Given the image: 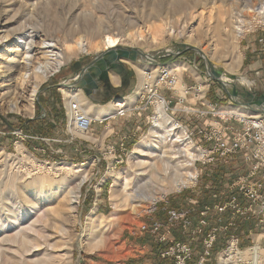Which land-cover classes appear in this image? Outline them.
Returning a JSON list of instances; mask_svg holds the SVG:
<instances>
[{"label": "rangeland", "instance_id": "rangeland-1", "mask_svg": "<svg viewBox=\"0 0 264 264\" xmlns=\"http://www.w3.org/2000/svg\"><path fill=\"white\" fill-rule=\"evenodd\" d=\"M28 1L34 2L35 0H15V2L14 0H0V38L7 36V34L11 37L0 46V63L9 60L8 47L14 45V37L18 36V30H20L22 24L28 18L25 15L27 13L26 8H20L21 4L25 6ZM48 1L51 6H45L40 11L35 18V25H43L49 28L50 31L55 33L59 42L63 44L66 43V41L70 43L72 39H77V36L92 39V41L96 43V41H100L99 34L106 29H110L114 34H120L126 29L131 28L135 31L141 28L144 36H150L160 26L166 29L165 22H160L154 18L158 12L163 14V18L170 17L176 19L180 24L183 23L184 20H187L190 26L188 29L189 35H197V29L201 28L203 35L201 39H199V37L190 39L188 37H177L173 35H169L166 39H163L166 35L164 34L161 38L163 39V43L161 44L154 45L148 43L134 47L142 52L146 58L141 56L135 59L122 57L116 62L119 67L126 65L131 68V73L136 83H138L137 68L142 66L149 67L152 63H158L164 70L169 65L184 63L187 68H190V70L200 75V82L193 83L190 74L184 71L183 83L181 85L184 86L185 91L186 88L187 90H191L189 91L191 93L187 95L184 102H181L179 93H174L176 92L174 89L164 88L158 93L162 98H165L167 102H170L168 105L166 104L167 113L175 119L180 126L187 129V133L193 140L197 149L210 150L211 145L205 143L203 140L201 141L197 134V129H194L195 125L200 124L201 119L185 114L181 111L183 107H191V103H193L197 104L196 106H198V108L195 106L192 107L196 109L203 108L205 106L201 104L206 102L211 103V99L213 95H215L216 99L218 98L216 101L217 104H210V106H215L217 111L223 110V108L226 107L228 109L238 107L240 108V112L245 115H264V113L259 112V110H257L258 112L245 110L248 108L246 104H249L247 99L251 95L256 96L254 101L250 102L253 104L264 98V56L260 57L257 55L260 51L264 53V27L259 26L247 32L241 40L239 49L241 54H243V60L241 66L232 72L226 67L230 59L224 57L223 52L226 51L224 43L218 42L217 40L219 36L226 37L232 31L233 25H231V21L236 22V17L242 15L240 13L243 8L241 3L244 0L239 1V6H232V3L236 0ZM212 1H215V4L211 3ZM260 1L264 0H253L255 4L260 3ZM201 2H203V4L205 2L208 4L201 7L198 5ZM178 7H181L182 10L176 11ZM235 8H239V12H237ZM12 10L17 14L15 18V22L18 21L17 23L11 20ZM250 13L254 14L253 12ZM12 32L13 34L17 33L13 35ZM39 41L40 40H38V42ZM119 47L124 48L130 46L121 44L115 48L118 49ZM200 49L203 50L206 55ZM105 51L79 54L64 64L58 72L44 80L40 85L33 104V112L31 113L26 111L28 104L25 100L30 97L31 91H29L30 93H23L24 99L21 98L22 95L19 92L2 95L7 91V88H5L4 91L0 90V124H5L4 121H2V119H4L10 126L15 128L9 129L8 131L0 129V156L1 153H4L7 156V160H9L8 164L0 166V217L1 209H5L8 219L13 220V214L16 215V212L20 210L26 212V209L32 204L42 201L44 205H48L50 212H52L44 219L43 224L47 226L48 236L50 235L47 239V244L54 246V249L50 250L48 249L50 247L47 248L45 245L39 248V251H41L39 259H48V264H132V260L141 259L137 257L139 255L145 257L144 259L148 261V256H146L148 253L147 250L140 252L141 250L136 248L138 247L141 249L138 244L139 239L143 237L146 232H150L153 235L160 234L159 240L164 235L167 238V223L171 210L177 211L180 214L188 212L187 217L190 218L192 224L185 232L181 226V229L177 228L182 224V222H180L181 220L177 221L176 225L171 228L168 239L177 240L181 238V235L180 237L178 236L179 234H183L185 237L189 235L190 232H194L195 236L192 235V237L190 235L191 238H193H190L192 245L203 243L204 241L201 242L198 238L201 234L198 233L200 228L195 230L197 226L192 227V225L196 220L193 214L197 212V207L200 205L199 201L202 200L204 195L203 190L215 188L208 183L207 177H211L220 172L222 168H230L229 174L226 175L225 179L231 180L233 183L239 177L246 175L248 171L246 162L241 155L219 157L215 154L210 156V158L205 155V157H199L194 163V167L198 173L196 185L188 186L180 191L170 192L163 197L157 194L159 199L153 207H149V202L143 199L141 200L142 203L138 205L139 208H136L137 211L133 210V208H135L134 205H136L135 203L128 200L127 203L124 204L116 194L119 190L118 181L121 180L130 169L129 158L136 145L150 134L154 126L153 118L156 112L155 100L150 101L148 96L143 98V92H137L140 93V102L137 104L139 107L138 110L143 111L144 115L140 119L141 129H138V131H135L133 126L129 124L131 127L128 134H131L132 139H128V141L126 137L120 138L122 131L119 132L118 130L110 137L106 138L108 136L107 126L110 125L111 121H104L102 123H94V121H92L91 125H96V130L94 132L90 130V133H88L91 127L90 125L87 130H82L85 133V135H82L77 131V128L70 123V120L67 119L66 109L64 108V102H68L72 96L77 93H82L84 96L85 92H94L103 82L102 79L104 75H95L96 67H92L93 69L91 68L93 74L89 76V79H84V75H86L85 71L81 76L79 74L82 72L83 68L91 67L96 57ZM215 53L216 56L214 57ZM208 57L212 61H208ZM146 59H149L150 64L144 61ZM98 66L99 65H97V67ZM150 68L147 70H150ZM108 71L109 75L115 72L112 70V67H110ZM217 71L224 74H233L237 79L246 78L250 81V85L241 87V85L238 86V84H236V86H234L235 91L230 92L231 90L225 83L222 84L214 79L215 72ZM9 76L2 78L0 84L9 79L11 77ZM100 79L102 80L101 83H99ZM116 79L117 77L113 75V82H115ZM81 80H83L81 86L80 84L73 88L66 86L75 82H80ZM136 83L134 82L132 88L133 93L129 96V100H131L129 105H133V100L137 97L135 95L136 92H134L137 88ZM198 86L204 88H198L201 92L204 91L201 93L200 97L198 96V92L192 90V88L197 89ZM16 87L17 84L14 85L15 89ZM52 87L56 89L57 96L62 98V104L59 103V107H55V110L52 109V113L62 110V114L60 113V116L59 114H55L53 118L49 115V109L43 100L45 96V94H43L44 91ZM94 87L97 88L92 89ZM90 88L92 90H88ZM210 94L212 95L211 97ZM183 95L186 96L184 93ZM13 101H17L18 107L20 108L19 111L10 109V105ZM72 102L73 100L71 99V103ZM118 102H123V104L126 105L123 99L117 100L116 106ZM39 105L44 108L43 110L41 109V115L37 113ZM197 111L207 110L199 109ZM133 118L135 117L133 115L129 117L128 113L125 117L117 116L116 120H123L124 125H122V128H125V125L127 126L128 123H132L131 120ZM212 119V117L207 115L202 122H209ZM23 121L26 122L25 124L28 123V129L25 130L26 128H24V130H18V125H16L17 122ZM203 125L204 124H200L199 127ZM36 128L46 130V135L43 136L36 133ZM193 130L195 134L191 136ZM15 157L20 161H15ZM212 157H215V161H210ZM4 158L5 157L2 159L0 158V161H3ZM14 163L17 165L16 168H13ZM20 164L24 166V170L27 169V172L22 173L23 176L21 179L15 177L12 183H8L6 181L7 175L13 171L15 172ZM62 165L76 167L84 166L83 168L85 169L86 175V180L80 188L77 208L71 213L69 220H66L64 215L58 214L56 208L61 204L62 206L64 205L66 207V209L64 208V213H66L67 218L69 210L66 206V199L69 197V190L76 186L80 176L75 173L63 174L60 171H56V169ZM39 166H43L46 169L40 170ZM3 167L5 169H3ZM50 167L53 169L52 171L48 169ZM144 167H142V169ZM11 170L13 171L11 172ZM135 183L136 180L133 181V184ZM232 183H230L227 188L220 189V191L214 189L213 199L228 198L231 194L229 187H231ZM187 195L191 197H188L187 200L185 199V204L181 199L186 198ZM215 195H217V197H214ZM117 202L119 203V209L116 210L114 204ZM194 202L197 203L195 204ZM115 211H117L118 215L122 218L113 221L111 216ZM203 211L204 209L199 213L201 217L200 224L203 220ZM227 212L223 216H225ZM210 214H208L207 217ZM123 215H125L124 218ZM165 215H167L166 224L157 221L159 218L162 219ZM52 219L53 221L56 219V227L53 226V224L52 227L49 225ZM156 223L164 224V226L157 233H152L153 226ZM143 226L146 227L145 230ZM203 230L204 229H202V231ZM251 232V237L247 244L240 240L238 242L237 249L240 253L237 258L238 260L240 259V261L235 259L236 264H253L251 259H243V256H245L243 252H254L256 249L264 251V224L259 223L258 226H256V230H252ZM81 236L82 240L80 241L79 239ZM91 240H100L104 243L98 248H94L91 245ZM229 244L230 243L227 242L225 248L216 256L213 261L215 264H224L223 261L226 259L225 252L228 251ZM148 248L147 246V249ZM163 250L165 249H162V251ZM194 259L197 260V257ZM194 259L193 262L195 261ZM262 262L264 264V255L262 257ZM190 264H192V262H190ZM229 264L234 263L230 261Z\"/></svg>", "mask_w": 264, "mask_h": 264}, {"label": "bare ground", "instance_id": "bare-ground-1", "mask_svg": "<svg viewBox=\"0 0 264 264\" xmlns=\"http://www.w3.org/2000/svg\"><path fill=\"white\" fill-rule=\"evenodd\" d=\"M239 1L240 0H236L233 2L232 6L238 5ZM211 3L215 4V1H212ZM207 4L208 3L206 2L204 4L201 2L198 5L203 7ZM48 5H50L48 0H35L34 2L28 1L25 6H23V4L20 5V8H26L27 13L24 14L28 18L22 24L20 30H18V36L14 37V45L8 47L9 60L0 63V80L6 76H11H9V79L0 84V90L4 91V89L7 88V91L2 95L19 92L22 95L21 98H24L23 93L31 91L30 97L26 99L24 98L28 104L26 107V111L28 113L33 112V104L41 83L54 73L58 72L64 64L71 60V58L79 54H89L91 52L111 50L123 44L124 46H130L124 48L122 47L124 51L123 53H125L127 57L134 59L138 56L144 57L142 52L134 48L135 46H141V44L148 43L154 45L161 44L163 43V39H166L169 35L188 37L190 39H194V37H199V39H201L203 37L201 28L197 29V35L188 34L190 26L187 20H184L183 23L180 24V22L176 19H172L170 17L163 18V14L158 12L154 18L160 22H165L166 29H163V27L160 26L150 36H144L141 28H138L135 31L131 28L126 29L120 34H114L110 29H106L99 34L100 38H98L100 41L97 42L95 40L96 43L92 41V39L77 36V39H72L70 43L65 40L66 43L63 44L59 42L55 33L50 31L49 28H46V26L43 25H35V18L40 11ZM241 6H243L240 11L242 15L236 17V22L231 21V25H233L232 31L228 34V36H219L217 39L218 42L224 43V47L226 49V51L223 52L224 57L230 59V62L226 65V67L231 72L241 66L243 54L240 52L239 45L246 33L258 28L259 26L264 27V1H260V3L255 4L253 0H244L241 3ZM181 10V7H178L176 11ZM236 10L239 12V8ZM11 12H13V10ZM250 12H253L254 14H251ZM16 17L17 14L13 12L11 20H14L15 22ZM16 33L13 34L12 32L13 35H16ZM164 34H166L165 37L161 39ZM9 37L10 36L8 34L7 36L1 37L0 46L3 45ZM38 40L40 41L38 42ZM114 50L116 53H119L120 51L116 48ZM201 51L205 54L203 50ZM104 53H106V51ZM215 56L216 53L214 54V57ZM207 59L208 61L211 60L209 57ZM110 60V56H106V54L99 58L98 61L91 66L93 68L96 67L95 75H104L103 79H106L109 75L108 69L112 67V62H110ZM144 61L149 63V59ZM97 65L99 66L97 67ZM91 67L85 69L86 75H84V79H89V76H92L93 68L91 69ZM148 68H150V70H147ZM137 69L139 76L138 92H161L162 89L167 88V85L172 86L177 92L185 91L184 86L181 85L183 83L184 71L187 69V66H185L184 63L169 65L165 68V70L160 67L158 63H152L149 67L142 66ZM215 77H218L223 83H225L231 90L230 92L235 91L234 86H236V84H238V86L241 85V87L250 85V81L246 78L237 79L230 73L224 74L217 71L215 72ZM15 84H17L16 89L14 88ZM79 84H83V80H81ZM200 89L204 88L200 87ZM153 99L155 100L156 110L153 118L154 126L151 129L150 134L136 145L129 158L130 169L125 173V176L118 181L119 190L116 193L117 197H119L124 204L127 203L128 200L135 203V208H133L135 211H137V207L139 208L138 205L142 203V199L149 202V207H153L159 199L157 194H159L160 197H163L170 192L180 191L183 188L194 185L198 177L194 163L199 157H205L207 153L205 150H201L199 148L197 149L193 140L188 135L187 129L180 126L179 123L167 113V106L164 99L159 94L157 95V93L153 94ZM72 100L73 102H78L82 108H84V104L86 105V101L82 93H77L72 96ZM118 104L119 105L116 106L117 108H128V111L133 110L124 105L122 102H119ZM91 108L92 107L88 108V106H86L85 110L87 113L90 112ZM10 109L15 111L20 110L17 101H13V103H11ZM223 110L225 113L228 111H234L238 114H242L240 112V108L238 107L232 109H228L226 107L223 108ZM100 116H102L101 113H98L97 117L100 118ZM70 123L77 128L79 133L85 135L84 131L77 127V124L73 121H70ZM3 157L5 158L3 161H0V166L8 164L9 160H7V156L4 153H1L0 158L2 159ZM14 160L17 162L20 161L17 157H15ZM16 167L17 165L14 163L13 168ZM23 167L24 166L20 164L17 170L14 169L15 172L11 170V172L13 171L12 173H7L8 175L6 177V181L8 183H12L15 177L21 179L23 176L22 173L27 172V169L24 170ZM39 167L40 170L46 169L43 166ZM83 167L84 166L76 167L62 165L56 169V171H60L63 174L75 173L80 176L76 186L69 190V197L66 199V206L69 210L67 218L66 213H64L66 209L64 205L62 206L61 204L56 208V212L64 215L66 220H69L71 213L76 210L79 202L80 188L86 180L85 169ZM142 167L145 169H142ZM3 169L5 168L3 167ZM48 169L50 171L53 170L51 167ZM135 180L136 183L133 184V181ZM118 204V202L114 204L116 210L119 209ZM51 212L48 205H44L42 201H39L38 203L32 204L28 207L26 212L20 210L19 212H16V215L13 214V212L12 214L14 215V219L9 220L7 217V211L5 209H1L0 264L49 263L48 259H39V255L41 254L39 248L40 246L45 245L47 248L50 247L48 248L50 250L54 249V246L47 244V239L50 235L48 236L47 226H44L43 224L44 219H46ZM124 217L125 215H123V218ZM111 218L114 221L121 219L122 217L118 215L117 211H115ZM50 223L51 224L49 225L51 227L52 224L56 227L57 221L56 219L55 221L52 219ZM79 240H82V236ZM102 243L104 242L100 240H91V245L94 248H98ZM238 253H240L239 250L236 249L235 244H233L227 252L228 258L224 259V264H229L230 261L236 264L235 259L240 261V259L238 260L237 258ZM243 253L245 254L243 259H251L253 264H263L262 257L264 255V251L261 249H256L254 252Z\"/></svg>", "mask_w": 264, "mask_h": 264}, {"label": "built area", "instance_id": "built-area-1", "mask_svg": "<svg viewBox=\"0 0 264 264\" xmlns=\"http://www.w3.org/2000/svg\"><path fill=\"white\" fill-rule=\"evenodd\" d=\"M199 87L197 89L192 88V90L198 92L200 97L202 92L198 89ZM167 89L174 88L167 85ZM189 91L191 90H186L182 93L176 91L174 93H179L181 102H184L187 95L191 93ZM156 93L158 95L159 92ZM153 94L152 92H143V98L148 96L150 101L154 100ZM163 99L167 105L170 103L165 98ZM181 111L189 116L198 113V117L201 118L206 117L208 114L212 115V120L206 121L203 126L197 128L200 140L211 145L210 150H205L209 158L215 154L219 157L241 155L248 167L246 175L239 177L231 184V187H229L231 194L222 204L215 205L213 208L204 207L202 212L203 220L198 233H202L203 227L207 224V215L210 213H214L217 222L221 225L206 235L203 240V254L195 263L207 264L212 246L217 241L218 232L226 231L228 226H233L237 216L249 221L253 215H257L258 223L262 224L264 222V115H242L234 111L225 113L224 110L217 111L215 106H211L207 111H196L191 107H183ZM128 113V108H117L116 117H125ZM70 121L77 124L79 129L87 130L93 120L78 102H73L70 105ZM194 134L193 130L191 136H194ZM210 161H215V157H212ZM214 197H217V195ZM194 203L196 204L197 202ZM227 211L231 212V216L227 225H224L223 215ZM187 215L188 212L180 214L173 210L169 213L167 238L165 235L160 238L162 242L167 241V248L160 255L162 259H167V264H190L194 258L195 253L192 243H182L171 238L168 239L171 228L176 225L177 221L181 220V227L185 232L191 226L192 222ZM163 226L164 224H154L152 233H157ZM143 229L145 230L146 227L143 226ZM228 242L230 243L228 250L233 244H235L237 249L239 238L236 235H232ZM227 252H225L226 258H228Z\"/></svg>", "mask_w": 264, "mask_h": 264}, {"label": "crops", "instance_id": "crops-1", "mask_svg": "<svg viewBox=\"0 0 264 264\" xmlns=\"http://www.w3.org/2000/svg\"><path fill=\"white\" fill-rule=\"evenodd\" d=\"M263 54H264L263 51H260V52H258L257 55L261 57V56H264ZM260 57H258V58H260ZM186 72H188L190 74V77H191L193 83L200 82V75L196 74L195 71L190 70V68H187L185 70V73ZM113 75H115V77H117L115 82H113L114 80H112ZM137 79H138V83H136V81L134 80V76L131 73V68L127 67L126 65H123L121 67L120 71H115L111 75H108L107 78L104 79L103 82L98 86V88L97 87L92 88V89L97 88V90L94 91L92 94L85 92L84 98L86 101V105L84 104L83 109L87 113V111L85 110L86 106H88V108L92 107L90 112H88L87 114L92 118L94 123H96V122L102 123L104 121H111L110 125L107 126L108 136L106 138L110 137L115 131L118 130L119 132L122 131L120 138L126 137V139L128 141V139L129 140L132 139L131 134H128L130 131V127H131V126H129V124L133 126V129L135 131H138V129H141L140 119L144 115L143 114L144 112L138 110L139 107L137 106V104L140 102V93H137L138 91H136V90H138V87H139V76H137ZM134 82L137 84V88L134 91V92H136L135 95L137 97L135 100H133V102H134L133 105H129V103L131 102V100H129V96H130V94L133 93L132 88H133ZM135 87H136V85H135ZM92 89L90 88L88 90H92ZM43 94H45L43 100H44V103L46 104L47 108L49 109V115H51L52 118L55 114H59V116H60L62 114V110L61 111L60 110L54 111L52 113V111H53L52 109L55 110V107H59V103L62 104V98L60 96H57L56 89L54 87L48 88L47 90L44 91ZM211 96L212 95L210 94V97ZM255 97L256 96L251 95L247 100L250 103V102L254 101ZM242 98H243V95H242ZM71 99L68 100V102L65 101L64 102L65 106L63 105L64 108L66 109L67 119H69V120H70ZM119 99H123L124 102L126 103V106L133 109V110L129 111V117H131L132 115L135 117L131 120L132 123H128L127 126L125 125L126 129L122 128V125H124L123 120H116V110H117L116 101ZM217 100H218V98L216 99V96L213 95V97L211 99V103H207V102H206L207 104L202 103L201 105H203L205 107L199 108V109L209 110L211 108L210 104H217L216 103ZM191 105L198 108V106H196L197 104L191 103ZM195 107H192V108L194 109ZM261 108L262 107H260V109H258L256 106H252V107L246 108L245 110L255 112L257 110H262ZM100 109H101V111H100ZM199 109L195 108L194 110L197 111ZM98 113H101V115H102V116H100V118L97 117ZM193 116L197 117V119H201L200 120L201 125L205 123V122H202V120L204 118H199L197 114H194ZM208 116L212 117L211 114H208ZM20 124H21V122H17L16 125L19 126ZM199 125H195L194 129H197L199 127ZM96 128H97L96 125H91L88 133H90V130H91V132H94L96 130ZM98 128H99V126H98ZM27 129H28V126H26L25 130H27ZM120 129H122V130H120ZM185 199L187 200V196H186V198H182L181 200H183L185 202ZM185 204H186V202H185ZM164 209H165V207H164ZM194 216L196 217V220L194 221V224L192 225V227L197 226L195 228V230H196L197 228L201 227L200 223H199L201 220V217L199 214V207H197V212L195 214H193V217ZM207 220H208V225H207V227H204L205 234H203V232H202L198 236L199 239H203L209 233V230L211 228H213L214 226H218V224L216 223L215 217H214V213H211L207 217ZM157 221L163 222L166 224L167 223V215L163 216L162 219L159 218ZM258 224L259 223H258L257 215H253L251 220H249V221H246L243 218L237 216L236 219L234 220L232 230H231V234L227 238L229 240L230 236L235 234L239 238L240 241L247 244V242H249L250 237H251V233H252L251 231L256 230V226H258ZM262 224H264V223H262ZM242 226H245L247 228L242 229L241 228ZM177 228H179V227H177ZM180 235H181V238L184 239V242L190 244L191 243L190 238L192 235L195 236V233L190 232V234L186 235L185 237L183 234H179L178 236L180 237ZM224 236H225L224 233L219 232L218 242H221L224 239ZM159 237H160V234L153 235L150 232L144 233V236L139 239V243H138L139 246L141 247V249H139L138 247H136V248L138 250H141L140 252L147 250L148 253L146 254V256H148V261H146L147 259H144L145 257H142L141 255H139L137 257L141 258V259L132 260L131 263L132 264H167V259L160 258V253H161L162 249L167 248V241L162 242L159 240ZM191 239H193V238H191ZM228 240L225 242V244H227ZM147 246L149 247L148 249H147Z\"/></svg>", "mask_w": 264, "mask_h": 264}, {"label": "trees", "instance_id": "trees-1", "mask_svg": "<svg viewBox=\"0 0 264 264\" xmlns=\"http://www.w3.org/2000/svg\"><path fill=\"white\" fill-rule=\"evenodd\" d=\"M41 109L43 110L44 108L39 105L38 110H37L38 115L42 114ZM2 121H4L5 124L4 125L0 124V129L7 130V131L9 129H15L13 126H10L6 122V120L2 119ZM25 123H26L25 121L21 122V124L18 126V129L24 130V128H26V126L28 125V123L27 124H25ZM35 132L38 133V134H41L43 136L46 135V133H47L46 130H44L42 128H36ZM229 170H230V168L229 169L228 168L227 169L226 168H222L220 170V172L212 175L211 177H207L208 183H210V185L215 187V188H213V189L210 188V189L205 190V191L203 190L204 195L202 197V200L199 201L200 205H198L199 213L201 212V210L204 209L205 206L213 208L215 205L222 204L226 200V198H224V199L221 198V199H218V200L213 199V190L215 189L217 191H220V189L227 188L229 186V184L232 183L231 180H226L225 179L226 175L229 174ZM188 197H191V196L187 195V198ZM230 216H231V212L228 211L227 214L224 216V225H227L228 220L230 219ZM215 220H216V218H215ZM216 223L218 224V226H214L213 228H211L209 230V232H211V230H213L214 228H219L221 226L217 222V220H216ZM207 225H208V220H207V224H206L205 227H207ZM180 226H181V224L179 225V229H181ZM241 228L242 229H246L247 227L242 226ZM231 230H232V227L228 226V229L226 231H221L225 235L224 239L221 242H218V239H217V241L213 244L208 264H215L213 261L215 260L216 256L225 248V246H226L225 242L228 240L227 237H229V235L231 234ZM202 232H203V234H205V230H203ZM177 240L179 242L186 243V242H184V239H182V238H178ZM177 240H175V241H177ZM200 241L203 242V239H200ZM202 244L203 243L196 244V245L193 244L194 253H195L194 256L197 257V260H195L194 259L195 257H194L193 259L195 261L193 262V260H192V264H195L199 260L200 256L203 254L204 248H203Z\"/></svg>", "mask_w": 264, "mask_h": 264}, {"label": "water", "instance_id": "water-1", "mask_svg": "<svg viewBox=\"0 0 264 264\" xmlns=\"http://www.w3.org/2000/svg\"><path fill=\"white\" fill-rule=\"evenodd\" d=\"M118 50H120L119 53H116L114 49L107 50L106 53L102 52L100 55H98L96 57V59L93 61L92 64H95L98 61L99 58H101L104 54H106V56H110V59H111L110 62H112V70H114V71H120V69H121L122 66L119 67L116 64V62H117V60H120L122 57H127V56H126L125 53H123L124 51H123V48L122 47H119ZM127 54H128V52H127ZM85 69L86 68H84L82 70V72L79 74L80 76L83 74V72L85 71ZM214 79L215 80H218L219 82H221L223 84V82L218 77H214ZM78 85H79V82H75V83H72V84H69V85H66V86L73 88V87H76ZM263 104H264V98L261 99L260 101L256 102L255 104L249 103V104H246V106H248V107L257 106L258 109L260 107H262V110H259V111L262 112V113H264V106H263Z\"/></svg>", "mask_w": 264, "mask_h": 264}, {"label": "flooded vegetation", "instance_id": "flooded-vegetation-1", "mask_svg": "<svg viewBox=\"0 0 264 264\" xmlns=\"http://www.w3.org/2000/svg\"><path fill=\"white\" fill-rule=\"evenodd\" d=\"M91 68H92V67H91ZM83 69H84V68H83ZM83 69H82V70H83ZM102 80H104V79H102ZM102 80L100 79V82H99V83H101ZM99 83H98V84H99ZM92 93H93V91L90 92V94H92ZM263 106H264V104H263Z\"/></svg>", "mask_w": 264, "mask_h": 264}]
</instances>
